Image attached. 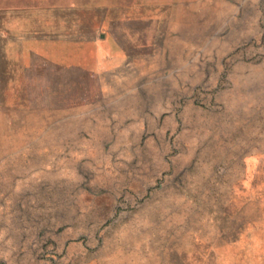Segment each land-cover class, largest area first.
Masks as SVG:
<instances>
[{"label": "rangeland", "instance_id": "374dc122", "mask_svg": "<svg viewBox=\"0 0 264 264\" xmlns=\"http://www.w3.org/2000/svg\"><path fill=\"white\" fill-rule=\"evenodd\" d=\"M0 264H264V0H0Z\"/></svg>", "mask_w": 264, "mask_h": 264}]
</instances>
